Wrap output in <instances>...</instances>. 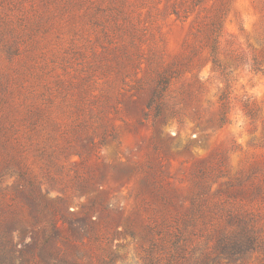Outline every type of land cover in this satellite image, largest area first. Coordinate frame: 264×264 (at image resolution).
Masks as SVG:
<instances>
[{"label":"rangeland","instance_id":"1","mask_svg":"<svg viewBox=\"0 0 264 264\" xmlns=\"http://www.w3.org/2000/svg\"><path fill=\"white\" fill-rule=\"evenodd\" d=\"M194 220L264 264V0H0V264H165Z\"/></svg>","mask_w":264,"mask_h":264},{"label":"trees","instance_id":"2","mask_svg":"<svg viewBox=\"0 0 264 264\" xmlns=\"http://www.w3.org/2000/svg\"><path fill=\"white\" fill-rule=\"evenodd\" d=\"M220 29V23L217 24L215 30L211 31L210 41V61L214 70H220L224 76L226 86L224 91L218 97L221 102V113L219 122L221 125L227 121L228 114V88L227 76L228 72L226 68L218 61V31ZM166 79L163 77L157 84L151 98L152 103L161 98L162 92L165 89ZM157 112H160L161 106L157 105ZM58 222V220H57ZM201 230L196 231V223L194 221H186L181 225L179 224H164L162 229H156L155 235L158 237L153 241V248H160L165 258V264H191L190 259L195 257L194 264H220L222 259H225L229 263H233L239 259L240 248L242 247L243 241L240 237L228 238L223 234H218L216 237V244L213 248V252L209 251L210 237H207L205 241L200 245L197 241ZM52 238L48 237L44 243H50ZM5 246V250L1 254H12L14 249H8ZM215 253L214 256H212ZM4 263V258L2 264ZM149 264H159V260H150Z\"/></svg>","mask_w":264,"mask_h":264}]
</instances>
